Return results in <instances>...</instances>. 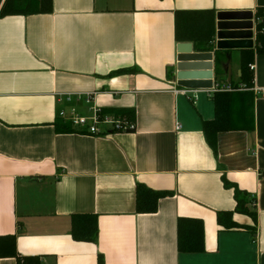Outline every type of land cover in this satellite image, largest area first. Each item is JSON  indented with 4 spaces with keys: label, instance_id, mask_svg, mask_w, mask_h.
<instances>
[{
    "label": "crops",
    "instance_id": "crops-1",
    "mask_svg": "<svg viewBox=\"0 0 264 264\" xmlns=\"http://www.w3.org/2000/svg\"><path fill=\"white\" fill-rule=\"evenodd\" d=\"M257 2L52 0L49 12L0 16V237L14 235L16 251L0 239V264H264V54L251 63L254 129L219 132L216 153L202 131L212 92L190 99L175 77L179 43L201 52L177 39L175 12L212 10L213 85L240 83ZM245 10L253 47L216 50L217 12ZM125 68L136 72L111 74ZM92 105L133 107L134 129L56 131L60 109ZM224 179L254 198L255 219L234 212L233 229L217 222L236 206ZM138 182L169 193L154 212L136 211ZM78 214L96 217L95 241L73 238ZM180 217L202 222V251L178 250Z\"/></svg>",
    "mask_w": 264,
    "mask_h": 264
},
{
    "label": "trees",
    "instance_id": "trees-1",
    "mask_svg": "<svg viewBox=\"0 0 264 264\" xmlns=\"http://www.w3.org/2000/svg\"><path fill=\"white\" fill-rule=\"evenodd\" d=\"M52 8V0H6L0 16L11 14H35L49 12ZM259 18L256 24L255 51L246 50L241 54V80L238 84H229L233 90H216L211 94L214 105V117L202 121V131L206 142L216 153V137L219 132L231 130L252 131L254 129L253 102L255 94L253 87V70L249 65L252 63L254 52L264 54V9L257 10ZM175 33L178 40L191 41L199 51L211 50V41L214 36V11H188L175 12ZM136 69L125 68L112 72L134 73ZM170 77L173 75H170ZM218 74V73H217ZM100 114H112L129 123H135V111L133 107H110L101 108ZM57 132H77L72 123L59 116L54 121ZM114 132V131H113ZM225 186L234 188L236 206L232 211H218L217 222L225 229L238 227L232 220L234 212L248 214L255 219L252 210L254 198L248 199L246 194L236 186L223 180ZM169 194L165 191H157L138 182L135 188L136 211L139 213L154 212L157 209L159 198ZM72 236L77 240L95 241L97 238L96 217L90 215L72 216ZM3 240L5 254L15 256L14 235L0 237ZM177 247L181 252H200L203 250V224L199 219L178 218L177 222ZM2 249V248H0ZM29 260V261H28ZM28 264L32 258L27 259ZM98 258V264H101Z\"/></svg>",
    "mask_w": 264,
    "mask_h": 264
},
{
    "label": "water",
    "instance_id": "water-1",
    "mask_svg": "<svg viewBox=\"0 0 264 264\" xmlns=\"http://www.w3.org/2000/svg\"><path fill=\"white\" fill-rule=\"evenodd\" d=\"M257 5L264 6V0H258ZM216 18V50L253 47L252 11H219ZM177 52L176 84L186 89H211L213 52L193 51L186 42L177 45Z\"/></svg>",
    "mask_w": 264,
    "mask_h": 264
},
{
    "label": "built area",
    "instance_id": "built-area-1",
    "mask_svg": "<svg viewBox=\"0 0 264 264\" xmlns=\"http://www.w3.org/2000/svg\"><path fill=\"white\" fill-rule=\"evenodd\" d=\"M6 0H0V14L2 8L5 4ZM250 69H253V65H249ZM233 86L229 83L225 85H213L210 92L216 90H224V91H231L233 90ZM184 95H187L191 99L189 95L191 92L195 91L193 89H186V88H179L177 90ZM193 97V96H192ZM86 103L90 102V95H86L84 98ZM67 102L71 101L72 98L70 95L65 97ZM89 114H81L77 110L75 106H71L68 110L60 109L58 112V116L68 120L72 123L73 127L77 129L79 133L91 134V135H100V134H108L114 132H126L134 129V124L129 123L123 120L120 117H116L112 114H100L101 108L96 106L89 107ZM179 125L177 124V128Z\"/></svg>",
    "mask_w": 264,
    "mask_h": 264
}]
</instances>
